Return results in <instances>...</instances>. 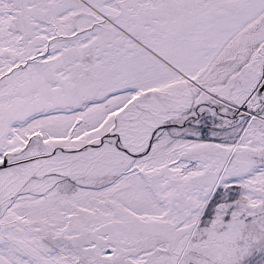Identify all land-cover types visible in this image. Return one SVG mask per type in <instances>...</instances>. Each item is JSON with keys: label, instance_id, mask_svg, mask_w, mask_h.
Segmentation results:
<instances>
[{"label": "snow or ice", "instance_id": "obj_1", "mask_svg": "<svg viewBox=\"0 0 264 264\" xmlns=\"http://www.w3.org/2000/svg\"><path fill=\"white\" fill-rule=\"evenodd\" d=\"M0 264H264V0H0Z\"/></svg>", "mask_w": 264, "mask_h": 264}]
</instances>
